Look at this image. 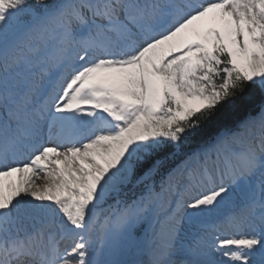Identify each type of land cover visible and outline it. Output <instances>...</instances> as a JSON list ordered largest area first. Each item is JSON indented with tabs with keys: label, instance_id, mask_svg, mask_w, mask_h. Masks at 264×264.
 <instances>
[{
	"label": "snow or ice",
	"instance_id": "6c2138e0",
	"mask_svg": "<svg viewBox=\"0 0 264 264\" xmlns=\"http://www.w3.org/2000/svg\"><path fill=\"white\" fill-rule=\"evenodd\" d=\"M0 264H264V0H0Z\"/></svg>",
	"mask_w": 264,
	"mask_h": 264
},
{
	"label": "rangeland",
	"instance_id": "374dc122",
	"mask_svg": "<svg viewBox=\"0 0 264 264\" xmlns=\"http://www.w3.org/2000/svg\"><path fill=\"white\" fill-rule=\"evenodd\" d=\"M192 147H195V145H192ZM118 258L119 259H123V260H131V259H136L137 257L133 256L131 254H125V255H122V256H120Z\"/></svg>",
	"mask_w": 264,
	"mask_h": 264
},
{
	"label": "trees",
	"instance_id": "16d2710c",
	"mask_svg": "<svg viewBox=\"0 0 264 264\" xmlns=\"http://www.w3.org/2000/svg\"><path fill=\"white\" fill-rule=\"evenodd\" d=\"M257 109L254 107L253 109H251V111L252 112H255ZM245 115H247V113H241L240 115H239V118H243ZM179 161H177V163H178Z\"/></svg>",
	"mask_w": 264,
	"mask_h": 264
},
{
	"label": "bare ground",
	"instance_id": "6f19581e",
	"mask_svg": "<svg viewBox=\"0 0 264 264\" xmlns=\"http://www.w3.org/2000/svg\"><path fill=\"white\" fill-rule=\"evenodd\" d=\"M137 258H139V259H142V260H147V255L146 254H143V255H141V256H139V257H137Z\"/></svg>",
	"mask_w": 264,
	"mask_h": 264
}]
</instances>
